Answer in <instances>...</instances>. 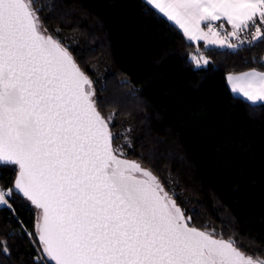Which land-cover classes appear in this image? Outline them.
<instances>
[{
    "label": "snow or ice",
    "instance_id": "snow-or-ice-1",
    "mask_svg": "<svg viewBox=\"0 0 264 264\" xmlns=\"http://www.w3.org/2000/svg\"><path fill=\"white\" fill-rule=\"evenodd\" d=\"M35 3L0 0V167L15 172L10 187L0 185V206L15 213L16 195L39 210L36 239L20 222L36 246L33 264H264V255L246 254L234 238L190 226L158 178L114 145L113 115H102L93 80L48 34L40 13L51 6ZM145 3L205 47L264 43V0ZM188 58L197 68L209 64L199 51ZM227 81L233 93L264 107V72L229 74ZM128 131L120 135L131 146ZM0 254L10 256L6 240Z\"/></svg>",
    "mask_w": 264,
    "mask_h": 264
},
{
    "label": "trees",
    "instance_id": "trees-1",
    "mask_svg": "<svg viewBox=\"0 0 264 264\" xmlns=\"http://www.w3.org/2000/svg\"><path fill=\"white\" fill-rule=\"evenodd\" d=\"M48 34L73 55L126 158L140 162L176 200L190 226L232 237L264 255V107L235 95L227 74L263 69L264 43L237 51L188 41L145 0H36ZM230 30V27L226 28ZM202 52H201V51ZM205 54L195 67L189 55ZM126 133L131 146L120 135ZM14 167H0L10 187ZM0 206V264H33L39 213L14 195ZM9 233L14 235L10 236ZM38 246V245H37Z\"/></svg>",
    "mask_w": 264,
    "mask_h": 264
},
{
    "label": "crops",
    "instance_id": "crops-1",
    "mask_svg": "<svg viewBox=\"0 0 264 264\" xmlns=\"http://www.w3.org/2000/svg\"><path fill=\"white\" fill-rule=\"evenodd\" d=\"M217 25H219L220 23H224V22H222V21H217V22H215ZM202 27H204L203 25H202ZM225 27L226 28H228V27H230L229 25H227L226 23H225ZM206 30V29H205ZM203 42V41H202ZM233 43H235L236 41L235 40H233L232 41ZM237 43V42H236ZM209 46H214V45H209ZM214 47H217V46H214ZM226 48V47H225ZM250 70H252V69H250ZM250 70H247V71H250ZM255 70H257V71H261V72H264V70L263 69H255ZM247 71H244V72H247ZM244 72H240V73H229V74H241V73H244ZM229 74H227V76L229 75ZM228 85H229V87H230V89H231V85L228 83ZM235 95H237V96H240L239 94H237V93H234ZM241 97V96H240ZM243 98V97H242Z\"/></svg>",
    "mask_w": 264,
    "mask_h": 264
},
{
    "label": "rangeland",
    "instance_id": "rangeland-1",
    "mask_svg": "<svg viewBox=\"0 0 264 264\" xmlns=\"http://www.w3.org/2000/svg\"><path fill=\"white\" fill-rule=\"evenodd\" d=\"M242 35V38H245V39H247V40H250L251 39V32H246V33H242L241 34ZM237 43H238V41H236ZM235 42V43H236ZM201 51V50H200ZM202 52V51H201ZM200 52V53H201ZM195 54V53H194ZM203 54V53H202ZM206 58H208L205 54H203ZM209 60V59H208Z\"/></svg>",
    "mask_w": 264,
    "mask_h": 264
},
{
    "label": "water",
    "instance_id": "water-1",
    "mask_svg": "<svg viewBox=\"0 0 264 264\" xmlns=\"http://www.w3.org/2000/svg\"><path fill=\"white\" fill-rule=\"evenodd\" d=\"M82 70V69H81ZM90 78V77H89ZM127 159H129V158H127ZM129 160H132V159H129ZM142 167H144L143 165H142ZM144 168H146V169H148L147 167H144ZM148 170H150V169H148ZM151 171V170H150ZM152 172V171H151ZM197 229H199V228H197ZM199 230H201V229H199ZM226 240V239H225Z\"/></svg>",
    "mask_w": 264,
    "mask_h": 264
}]
</instances>
